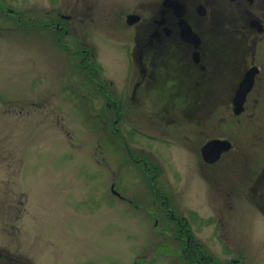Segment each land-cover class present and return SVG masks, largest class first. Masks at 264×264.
Listing matches in <instances>:
<instances>
[{"label": "rangeland", "instance_id": "obj_1", "mask_svg": "<svg viewBox=\"0 0 264 264\" xmlns=\"http://www.w3.org/2000/svg\"><path fill=\"white\" fill-rule=\"evenodd\" d=\"M161 1L0 0V264H197L190 238L212 264H264V195L249 201L240 167L264 160L263 104L191 110L162 85L123 98L115 127L78 67L88 49L118 88L126 13ZM58 13L73 20L57 31ZM217 138L233 147L206 166L200 146Z\"/></svg>", "mask_w": 264, "mask_h": 264}, {"label": "flooded vegetation", "instance_id": "obj_2", "mask_svg": "<svg viewBox=\"0 0 264 264\" xmlns=\"http://www.w3.org/2000/svg\"><path fill=\"white\" fill-rule=\"evenodd\" d=\"M137 11L125 16L124 23L135 37L124 50L118 88L117 80L103 77L109 72L92 60L88 49L83 50L93 61L87 81L104 101L103 111L113 117L115 127L125 109L123 98L148 97L162 85L172 91V98L186 95L191 110L229 106L234 117H254L262 103L264 114V0H162L146 13L147 19ZM57 15L50 23L55 30H62L59 19L73 20L70 14ZM219 139L230 142L229 150L221 153L218 162L206 163L199 149L204 165L218 164L231 151L232 141ZM255 166L256 179L251 182L248 176L253 171L245 162L240 165L249 201L251 195L259 199L264 195V160ZM253 204L264 210V203Z\"/></svg>", "mask_w": 264, "mask_h": 264}, {"label": "trees", "instance_id": "obj_3", "mask_svg": "<svg viewBox=\"0 0 264 264\" xmlns=\"http://www.w3.org/2000/svg\"><path fill=\"white\" fill-rule=\"evenodd\" d=\"M58 31V30H57ZM55 36H58V38L56 40H58V42H61V39L59 35H62L61 33L57 32L55 34V31L52 32ZM86 53V51H85ZM79 55H83L84 58H81V62L80 64L78 65L79 69L82 70L85 74H86V78L89 77L90 73H91V67H92V62L90 59H88V54H84L82 52L79 53ZM87 57V58H86ZM143 169L144 171L147 173V172H152V173H157L158 172V168L157 166H151L150 164L148 163H144V166H143ZM158 174V173H157ZM155 174V175H157ZM163 204V209H166L167 208V205H165V201L162 202ZM186 227V226H185ZM182 232L185 233V231L181 230ZM181 231L179 230V233L178 235H181ZM186 240V238H185ZM186 243H184V249L182 251V256L189 262V263H194L196 262L197 264H212V259L211 260H205L203 256V252H202V249H200V246L195 242L194 243V240H192L191 238L190 239H187L185 241ZM188 253V255H187ZM203 258L202 260H200V258Z\"/></svg>", "mask_w": 264, "mask_h": 264}, {"label": "water", "instance_id": "obj_4", "mask_svg": "<svg viewBox=\"0 0 264 264\" xmlns=\"http://www.w3.org/2000/svg\"><path fill=\"white\" fill-rule=\"evenodd\" d=\"M132 19V17H129L128 20ZM244 89H240V91L242 92ZM242 102L239 101V103L236 104L240 105ZM240 110H237L236 113L238 114ZM230 147V143L225 141V140H211L208 141L207 144H205L202 148H201V155H202V159L203 161H205L206 163H213V162H217L218 158L220 157L221 153L224 151H228Z\"/></svg>", "mask_w": 264, "mask_h": 264}]
</instances>
